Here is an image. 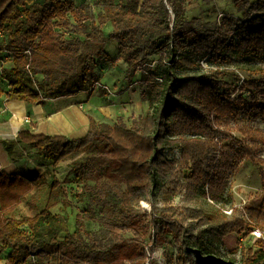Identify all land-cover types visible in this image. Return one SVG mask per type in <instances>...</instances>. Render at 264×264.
<instances>
[{
	"label": "trees",
	"instance_id": "obj_1",
	"mask_svg": "<svg viewBox=\"0 0 264 264\" xmlns=\"http://www.w3.org/2000/svg\"><path fill=\"white\" fill-rule=\"evenodd\" d=\"M185 1H109L94 14L88 5L65 0H0L4 38L0 50L10 57V66L1 71L7 88H0V96L43 104L46 99L80 92L90 95L95 86L99 96H107L109 91L100 85L99 64L114 66L121 60L127 67L126 79L143 70L140 98L150 106L131 126L122 120L113 125L97 123L89 117L87 131L80 137L27 129L16 134L19 143L52 165L74 151L100 145L113 160L112 172L124 187L107 181L88 185L85 164L72 168L74 190H89L90 204L102 212V233L85 241L68 229L65 216L50 211L57 202L50 200L59 187L56 176L43 208L34 216L15 218L10 213L21 201L35 207L32 190L44 180L37 172L0 169V253L9 250V264H152L151 248H162L169 238L177 248L167 261L185 264L189 244L197 241L196 235H186L187 219L196 218L218 240L245 227L264 231V130L237 122L240 112L247 118H264V83L255 79L245 83L250 99L236 104L220 91L224 69L176 71L198 67L194 56L221 61L227 58V49L264 53V0H234L241 17L225 14L210 26L194 17L187 19ZM107 23L111 32L105 34ZM59 29L85 37H65ZM108 41L116 43V57L106 51ZM150 55L157 57L158 70L147 67ZM176 148L179 156L167 157L166 150ZM242 159L263 167L262 190L227 214L217 204L223 202L229 173ZM180 190L187 201L208 200V207L158 204L160 198ZM140 200L150 205V211L143 209ZM87 211H93L89 204ZM256 245L257 249L241 248L238 261L202 257L198 249L193 252L202 264H262V240L257 239Z\"/></svg>",
	"mask_w": 264,
	"mask_h": 264
},
{
	"label": "rangeland",
	"instance_id": "obj_2",
	"mask_svg": "<svg viewBox=\"0 0 264 264\" xmlns=\"http://www.w3.org/2000/svg\"><path fill=\"white\" fill-rule=\"evenodd\" d=\"M34 1L42 2L47 0ZM65 1L71 2L76 6L88 5L91 7L94 14L102 12V6L109 1L114 3L119 2V0ZM183 7L184 16L187 19L193 17L197 18L201 24L205 26H210L213 22L219 21L221 16L225 14L237 17H241L242 14L241 11L237 10L234 0H186ZM59 30L64 33L65 37L78 36L81 39L85 37V34L81 32H72L66 29ZM103 30L105 34H108L111 32V26L107 23L103 26ZM3 39V36L0 34V43H3ZM227 50V58L221 61H209L206 56H194L199 62L198 67L186 70L176 69V71L178 74H193L215 68L224 69L225 73L219 76V79L223 82L220 91L222 93H228L236 104H240L244 100H249L251 95V91L244 88L245 83H248L252 79L264 83V53H238L235 52L234 49ZM106 51L114 57L119 53L114 41L107 42ZM148 60L147 67L158 70L157 57L150 55ZM97 64L99 63L97 62ZM8 66H10V57L7 51L0 50V88L3 90L7 88V81L2 76L1 71ZM99 67L100 70L98 71L101 73L100 85L109 91V95H92L91 100L93 103H98L101 106L107 105V103L113 104L115 105V110L110 112L107 116L101 107L96 108V111H92L91 113L93 115L92 118L95 119L97 123L104 122L113 125L116 121L122 120L124 124L131 126L138 118L145 116L146 113L149 112V102L140 98V91L143 88L141 81L144 77L142 69L133 74L131 79H126L125 73L127 67L121 60L114 66L100 63ZM94 91L98 94L96 86ZM118 95H120V97ZM120 98L123 100L118 102ZM9 104L10 100H6L3 95L0 96V116L6 112ZM87 113L89 114L90 111ZM89 117L91 116L88 115V118ZM24 120L25 118L20 122L21 126L22 124L27 126L28 123ZM237 122L264 130V118H247L240 112ZM16 132L17 131L12 130V135L9 137L8 142L3 144L1 159L3 161L5 160L4 169L7 171L16 170L19 166H15L14 160L19 156H28L29 159L34 156V159L40 163L36 165L39 167L38 171L43 177L44 184L38 189L32 190L35 200V207L33 209L29 208V206L22 201L10 213V216L15 218L34 216L40 211L47 200L52 176H56L59 179V187L53 191L50 200L51 202L57 200V202L50 208V211L65 216L68 229L70 231L76 230V233L85 241L92 240L94 234H101L103 228L101 219L102 212L99 211L98 207L90 204L88 196L89 190L83 189V187L80 189L77 187L76 190H74V186L76 185L73 179H71V171L74 166L83 162L85 164L83 175L86 177L88 185H92L94 181H107L123 188L124 185L119 182L117 176L112 172L114 162L111 160L110 155L104 152L100 145L86 146L68 154L56 165H52L49 161L39 160L36 155H29L31 154L30 147L17 141L14 135ZM235 135L238 136L236 133ZM165 153L169 158H176L179 156L177 148L173 151L166 150ZM262 154L264 155V152H262ZM7 157L9 160L6 159ZM262 168L263 167L259 164L242 159L235 169L229 173L223 202L217 204V206H220L225 213L229 214L231 207L239 208L248 199L261 192L262 184L260 181V172ZM70 188H72V190H70ZM99 195L102 196V193H99ZM207 201L202 197L187 201L183 196V190H180L172 196L160 198L158 204L190 205L206 208L208 207ZM139 203L143 209L150 211V205L146 201L140 200ZM88 204L92 207V213L87 211ZM183 224L187 227L186 235L192 234L197 236V241L189 244L188 249L190 250L185 253V264H202L195 256L193 249H198L202 257L211 255L221 260L238 261L241 248H258L256 242L259 238H256L252 230L247 227L241 230H235L224 236L221 240H218L206 228L198 225L196 218L187 219ZM40 225L45 229L43 222ZM22 228L27 229L25 225H22ZM62 235L63 233L59 234L60 237H62ZM176 248L177 244L171 238H169L166 245L162 248L153 246L150 251V260L152 264H175L174 262H168L167 256H174L176 254ZM1 260L2 259H0V264H9L7 261L4 262Z\"/></svg>",
	"mask_w": 264,
	"mask_h": 264
},
{
	"label": "crops",
	"instance_id": "obj_3",
	"mask_svg": "<svg viewBox=\"0 0 264 264\" xmlns=\"http://www.w3.org/2000/svg\"><path fill=\"white\" fill-rule=\"evenodd\" d=\"M2 95L4 96V94ZM92 95L97 96L98 94L96 91L92 92L90 95L80 92L74 96L46 99L43 104H29L23 101L10 100V104L6 109V112L0 116V169L6 171L7 173H39V167L37 165L40 163L34 159V156L30 159L28 156H19L14 160L15 166H19L16 170L7 171L4 169L5 160L3 161L1 159L2 148L3 144L8 142L9 137L12 135V130L17 131L14 134L15 136L19 131L27 129L36 134L44 133L51 135H63L69 138L80 137L87 131L88 115L92 117V111H96V108L101 107L103 112H105L108 116L110 112L115 110V105L110 103H107V105L104 106H101L98 103H93L91 100ZM118 96L120 97V95ZM122 100L123 99L120 98L118 102H121ZM89 111L90 113L88 114L87 112ZM23 118H25L28 123L27 126L24 124L21 126L20 122ZM58 122H62L70 130H73V133L67 134L65 132L53 131L55 124ZM29 155L34 154L31 152ZM6 159L9 160L8 157ZM8 252L9 250L5 249L0 253V259H2L1 261L6 262Z\"/></svg>",
	"mask_w": 264,
	"mask_h": 264
},
{
	"label": "bare ground",
	"instance_id": "obj_4",
	"mask_svg": "<svg viewBox=\"0 0 264 264\" xmlns=\"http://www.w3.org/2000/svg\"><path fill=\"white\" fill-rule=\"evenodd\" d=\"M44 125V124H42ZM17 128V127H16ZM53 131H56V132H65V133H73V130H70L66 125H64L62 122H58L55 124V128Z\"/></svg>",
	"mask_w": 264,
	"mask_h": 264
},
{
	"label": "built area",
	"instance_id": "obj_5",
	"mask_svg": "<svg viewBox=\"0 0 264 264\" xmlns=\"http://www.w3.org/2000/svg\"><path fill=\"white\" fill-rule=\"evenodd\" d=\"M251 230H252L253 235L256 238H259V239L262 240L263 249H264V232L263 231H260L259 229H256V228H252ZM263 264H264V259H263Z\"/></svg>",
	"mask_w": 264,
	"mask_h": 264
},
{
	"label": "water",
	"instance_id": "obj_6",
	"mask_svg": "<svg viewBox=\"0 0 264 264\" xmlns=\"http://www.w3.org/2000/svg\"><path fill=\"white\" fill-rule=\"evenodd\" d=\"M170 11V13H171V15H172V18H173V13L171 12V10H169Z\"/></svg>",
	"mask_w": 264,
	"mask_h": 264
}]
</instances>
